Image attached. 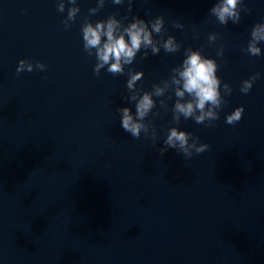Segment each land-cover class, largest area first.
Returning <instances> with one entry per match:
<instances>
[{"label":"water","instance_id":"95a60500","mask_svg":"<svg viewBox=\"0 0 264 264\" xmlns=\"http://www.w3.org/2000/svg\"><path fill=\"white\" fill-rule=\"evenodd\" d=\"M58 2L0 0V264H264V42L260 56L244 50L264 22V0H243L240 21L226 25L210 13L218 0H132L131 12L128 0H105L96 14L89 9L98 0H77L69 28L72 5L65 0L59 12ZM111 15L125 26L136 16H163L164 38L181 47L148 49L147 58L142 49L124 74L96 75L81 25ZM210 33L219 34L215 42ZM187 48L217 61L222 95L224 83L232 88L219 119L176 123L169 90L154 97L145 120L155 141L151 128L133 138L117 111L135 113L128 69L143 71L137 88L151 91ZM22 59L33 71L17 73ZM254 73L260 77L242 93ZM240 106L242 119L227 124ZM171 127L209 148L190 159L171 148L161 155Z\"/></svg>","mask_w":264,"mask_h":264},{"label":"clouds","instance_id":"9594fccd","mask_svg":"<svg viewBox=\"0 0 264 264\" xmlns=\"http://www.w3.org/2000/svg\"><path fill=\"white\" fill-rule=\"evenodd\" d=\"M72 5L67 9V17L64 20L65 28L71 27L70 22H74L80 8L77 0H67ZM105 0H98L97 7L90 8V14H96L104 6ZM114 4H122L124 0H112ZM243 8V0H218L210 9L212 16H215L221 25H226L230 20L233 23L240 21V13ZM59 12L65 11V0H59L57 4ZM132 10V0H128V11ZM164 18L157 16L155 19L146 21L139 16L133 17L126 26L115 15L109 16L105 20H98L92 23L85 19L81 25L83 48L89 56L95 55L96 64L94 73L100 74L101 69H105L114 76L122 75L125 66L131 65L136 59L137 53L144 49L143 57L147 58L151 50L153 55L160 53L161 48L166 53L177 52L181 45L174 36L164 38ZM177 28H183L180 23L174 24ZM159 35V39H154V35ZM218 33H210L208 40L215 42ZM264 42V22L256 23L251 31L247 48L244 49L251 56H260L261 48L258 46ZM217 56L223 55V47L217 50ZM107 66V67H106ZM36 68L46 70V65L37 62ZM219 64L213 58H208L202 54L201 50L192 48L185 49V57L177 67L171 69L168 79L154 84L151 91L137 88V82L144 77L143 71H133L128 69L126 87L129 92L128 101L135 102V113L129 107L118 108L121 114V126L125 132L131 134L133 138H139L141 132L149 134L155 141L156 131L151 122H145L146 117L156 107L154 97H163L172 90L176 97L172 108L173 120L179 123L181 116L185 119H193L197 124L205 121L211 123L219 119V112L226 103L224 96L231 95L232 88L229 84H223V95L221 91V79L217 75ZM34 65L27 60H20L16 69L17 73L23 71H33ZM260 77L259 73H254L250 78L241 83L240 91L247 94L253 87L254 82ZM171 98V97H169ZM160 106L167 111L165 100H160ZM244 107H237L226 116V123L234 125L242 119ZM155 113L154 115H158ZM198 137H193L191 133L171 127L167 130L163 146L159 149L163 155L168 149H175L182 153L185 159H190L193 153H203L209 148L207 143H199Z\"/></svg>","mask_w":264,"mask_h":264}]
</instances>
